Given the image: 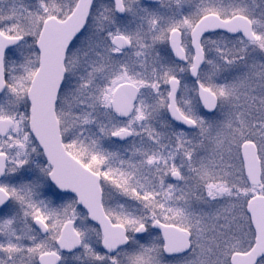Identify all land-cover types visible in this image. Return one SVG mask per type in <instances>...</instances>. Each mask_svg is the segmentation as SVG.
<instances>
[{
	"label": "snow or ice",
	"instance_id": "6c2138e0",
	"mask_svg": "<svg viewBox=\"0 0 264 264\" xmlns=\"http://www.w3.org/2000/svg\"><path fill=\"white\" fill-rule=\"evenodd\" d=\"M0 264H264V0H0Z\"/></svg>",
	"mask_w": 264,
	"mask_h": 264
}]
</instances>
